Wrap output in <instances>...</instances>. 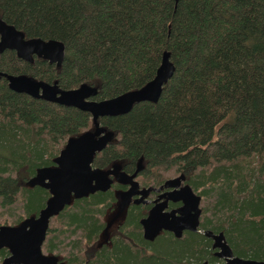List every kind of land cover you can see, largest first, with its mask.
<instances>
[{
    "label": "trees",
    "instance_id": "16d2710c",
    "mask_svg": "<svg viewBox=\"0 0 264 264\" xmlns=\"http://www.w3.org/2000/svg\"><path fill=\"white\" fill-rule=\"evenodd\" d=\"M0 24L63 46L59 66L4 50L1 73L61 90L85 85L96 102L142 88L167 54L173 72L155 103L96 120L112 139L91 167L118 166L141 188L182 176L202 201L199 232L146 242L148 207L130 206L99 245L121 192L113 183L51 218L42 253L60 264H217L210 232L233 257L264 261V0H0ZM92 130L88 113L14 93L0 77V224L37 216L49 194L29 180Z\"/></svg>",
    "mask_w": 264,
    "mask_h": 264
},
{
    "label": "water",
    "instance_id": "95a60500",
    "mask_svg": "<svg viewBox=\"0 0 264 264\" xmlns=\"http://www.w3.org/2000/svg\"><path fill=\"white\" fill-rule=\"evenodd\" d=\"M4 50L14 52L18 59L28 63L32 61V57H36L59 66L63 57V46L60 43L52 40H24L20 32L0 24V52ZM167 57L165 53L162 55L154 78L142 88L97 102L91 100L96 91L85 85L72 90H61L55 84H46L32 77L0 72V77L5 79L10 91L86 112L93 123L92 131H86L66 141L59 155L53 160V167L38 169L35 176L29 180V186L46 190L49 198L36 217L27 218L17 226L0 225V250L4 248L8 252L1 264H58L54 257H47L41 252L49 220L59 214L72 199L108 191L112 183L111 178L119 184L129 185V189L123 194L126 199L141 196L133 203L141 202L146 196L150 189L138 190L131 176L122 173L118 166L109 170L91 167L94 155L101 152L112 139V133L103 132L96 120L126 114L136 103H155L162 86L173 72ZM182 182V176L163 182L162 188L172 191L159 196L158 200H164L153 204L146 216L139 221L144 241L152 242L161 232L170 233L175 238H179L182 232H199L200 198L187 185H181ZM167 201L180 205L165 212ZM203 234L212 241L211 249L215 251L214 256L222 261L221 264H264V261L233 257L221 233Z\"/></svg>",
    "mask_w": 264,
    "mask_h": 264
},
{
    "label": "flooded vegetation",
    "instance_id": "af4514ba",
    "mask_svg": "<svg viewBox=\"0 0 264 264\" xmlns=\"http://www.w3.org/2000/svg\"><path fill=\"white\" fill-rule=\"evenodd\" d=\"M122 172V171H121ZM123 173V172H122ZM129 176V175H128ZM175 177H177V176H175ZM174 178V177H173ZM131 179H132V181L137 185V189L138 190H141V189H150V191L146 194V196H144L143 198H142V200H141V202H138L137 204H135V203H133L134 201H136V200H138L139 198H141V196H139V195H136V196H131L130 197V199H126L125 197H124V193L129 189V185L128 184H119V183H117V182H115L114 181V179L113 178H111V181H112V183H111V185H110V187L112 186V184L113 183H117V184H119L120 186H121V192L120 193H117V195L119 196V198H120V204L122 205V208H124L125 209V212H124V216H125V213H126V210L130 207V206H136V207H140V208H147V209H144L145 210V214H144V217L146 216V214H147V212H148V210L153 206V204H155V203H159V202H161V201H163L164 200V198H162V199H159L158 200V197L159 196H162V195H165L166 193H169V192H171L172 191V189H165V188H162V184H163V182L165 181H162V183L160 184V185H158V186H156V187H148V188H141L140 186H139V183L135 180V179H133L132 177H131ZM167 180V179H166ZM182 184H184V182H182L181 183V185ZM180 185V186H181ZM110 189V188H109ZM179 205H180V203H172V202H166V208L164 209V211L165 212H167V211H170V210H174V209H176V208H178L179 207ZM143 217V218H144ZM124 218V217H123ZM161 233H163V232H161ZM160 233V234H161ZM182 233H184V232H182ZM160 234H158V235H160ZM170 234V233H169ZM157 235V236H158ZM172 235V234H171ZM156 236V237H157ZM173 236V235H172ZM155 237V238H156ZM154 238V239H155ZM210 239V238H209ZM212 242V241H211Z\"/></svg>",
    "mask_w": 264,
    "mask_h": 264
},
{
    "label": "rangeland",
    "instance_id": "374dc122",
    "mask_svg": "<svg viewBox=\"0 0 264 264\" xmlns=\"http://www.w3.org/2000/svg\"><path fill=\"white\" fill-rule=\"evenodd\" d=\"M175 177L172 174H166L165 175V180L166 179H171ZM201 202L199 203V207H201ZM124 212L125 209L122 208V205L120 204V198L119 196L116 194V200L115 203L113 204V206L111 207V209L106 213L104 220H105V229L104 231L101 233L99 240H98V244L102 245V244H108L110 237L112 236V234L116 231L117 227L121 224L123 217H124ZM2 225V224H0ZM44 254V253H42ZM45 256H47L46 254H44ZM47 257H51V256H47ZM4 259V258H3ZM2 259V260H3ZM56 262L58 264H60L58 261V258H55ZM2 260L0 258V264L2 263ZM222 261L219 260L217 264H221Z\"/></svg>",
    "mask_w": 264,
    "mask_h": 264
}]
</instances>
